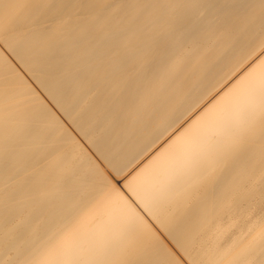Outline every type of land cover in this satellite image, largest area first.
<instances>
[{
  "label": "snow or ice",
  "instance_id": "obj_1",
  "mask_svg": "<svg viewBox=\"0 0 264 264\" xmlns=\"http://www.w3.org/2000/svg\"><path fill=\"white\" fill-rule=\"evenodd\" d=\"M217 46L245 73V105L149 194L133 177L135 199L77 177L50 125L4 105L0 264H264V0H0V50L25 53L54 87L100 101L110 127L134 128L178 62ZM3 71L7 100L8 61ZM97 198L118 200L126 219L80 237L57 227Z\"/></svg>",
  "mask_w": 264,
  "mask_h": 264
},
{
  "label": "bare ground",
  "instance_id": "obj_2",
  "mask_svg": "<svg viewBox=\"0 0 264 264\" xmlns=\"http://www.w3.org/2000/svg\"><path fill=\"white\" fill-rule=\"evenodd\" d=\"M11 60H16L15 64ZM6 61L14 87L10 99L0 95V110L8 104L24 119L40 116L44 124L51 126L52 136L62 145L64 159L77 177L87 178L89 183L97 182V187L101 179H106L120 193L133 199L135 193L127 188L133 177L139 174L136 187L146 195L165 183L185 154L203 139L209 129L243 108L248 94L247 86L241 83L245 73L231 69L223 47H214L203 55L195 52L178 62L169 77L159 85L155 103L138 124L124 129L107 125L108 113L102 110L100 101L90 100L85 93L73 94L67 87H54L48 73L23 52L18 55L11 50L9 53L0 50V78L4 75ZM25 74L32 77L38 87L35 82L32 85ZM34 85L37 89L41 87L40 92H46L52 99L49 98L62 113V118L53 104L55 110L50 107L51 101L46 102L47 95L44 93L45 101ZM63 117L69 119L73 127ZM164 127L167 131L160 135ZM110 169L117 176H124L122 184H116L107 175ZM140 214L146 219L151 215ZM125 219L126 210L118 200L97 198L87 203L78 217L61 220L57 227H67L75 237H80L103 231ZM152 219L157 227H162L159 221ZM34 255L44 258L42 252Z\"/></svg>",
  "mask_w": 264,
  "mask_h": 264
},
{
  "label": "rangeland",
  "instance_id": "obj_3",
  "mask_svg": "<svg viewBox=\"0 0 264 264\" xmlns=\"http://www.w3.org/2000/svg\"><path fill=\"white\" fill-rule=\"evenodd\" d=\"M12 59H13V57H12ZM15 61H16V60H15ZM19 67L21 68V66H19ZM25 72H26V71H25ZM25 72H24V73H25ZM26 73H27V72H26ZM28 74H29V73H28ZM29 75H30V76H32L31 74H29ZM29 75H28V76H29ZM25 76L27 77V79L29 78V79L31 80V84L33 85V84H34V82H35V80H34V81H32V79H33V78H32V77H30V76L28 77L26 74H25ZM31 78H32V79H31ZM29 79H28V80H29ZM30 80H29V81H30ZM35 85H36V82H35ZM35 85H34V88H36V90H38V92L40 93V95H41V96H43V95H44V93L46 94V92H44V93H43V91H42L43 89H42L41 87H39V88L37 89V87H38V84L36 85L37 87H35ZM40 88L42 89V90H41V92H40V90H39ZM41 93H42L43 95H42ZM46 95H47V94H46ZM43 97H44L43 99H45V95H44ZM46 97H48V95H47ZM49 98H50V97H48V99L46 98V99H47V101H46V99H45V101H46L47 103H49L48 101H51V100H52L51 98H50L51 100H49ZM49 104L51 105V106H50V105H49V106H50V107H52V109H53V110H55V109H56L55 111H57V112H58V110H57L58 108H55V104H54V102H53V101H51V103H49ZM52 104L54 105V108H55V109L53 108V105H52ZM58 113H59V115H60V117H61V116H62V113H61V114H60V112H58ZM61 118H62V117H61ZM63 118L65 119V117H63ZM64 119H63V120H64ZM65 120H66V119H65ZM65 120H64V121H65ZM66 121H67V120H66ZM66 121H65V122H66ZM68 121H69V119H68ZM68 121H67L66 123H67V124L69 123L68 125H70V124H71V122H70V121L68 122ZM66 123H65V124H66ZM68 125H67V126H68ZM71 126H72V124H71ZM71 126H68V128L70 129V128H72V127H73V126H72V127H71ZM71 131H72L73 133L77 134V133H76V131L74 130V128H72V130H71ZM77 135H78V134H77ZM109 171L113 172L111 169H110ZM109 171H107V173H108ZM113 174H114V175H115V177L117 178L116 180H118V179H119V181H120V183H119V184H122V183H123V178H124V176H117V174H115L114 172H113ZM107 175H108V174H107ZM108 176H109V175H108ZM116 180H114V181L116 182Z\"/></svg>",
  "mask_w": 264,
  "mask_h": 264
}]
</instances>
